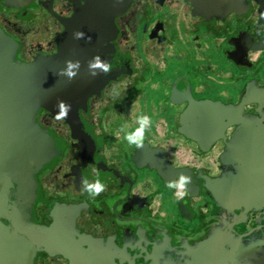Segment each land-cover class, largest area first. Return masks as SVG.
Wrapping results in <instances>:
<instances>
[{"label": "flooded vegetation", "instance_id": "flooded-vegetation-1", "mask_svg": "<svg viewBox=\"0 0 264 264\" xmlns=\"http://www.w3.org/2000/svg\"><path fill=\"white\" fill-rule=\"evenodd\" d=\"M87 1L17 7L0 0V31L16 45L13 60L53 55ZM105 1L99 10L106 7L109 27L104 34L100 12L98 38L124 56V71L87 96L76 131L43 108L33 115L62 144L34 173L33 219L49 232L34 236L33 264H264V202L235 209L211 189L236 124L200 144L206 135L180 117L198 100L240 104L264 134V0ZM170 91L176 103L168 102ZM140 115L151 126L138 148L124 136ZM181 173L192 182L177 199L166 185ZM84 178L99 179L105 190L89 196ZM259 178L264 183V165ZM7 224L4 212L0 264H18V230L11 246Z\"/></svg>", "mask_w": 264, "mask_h": 264}, {"label": "water", "instance_id": "water-1", "mask_svg": "<svg viewBox=\"0 0 264 264\" xmlns=\"http://www.w3.org/2000/svg\"><path fill=\"white\" fill-rule=\"evenodd\" d=\"M3 1L17 7L36 2ZM100 2L106 1H87L85 10L77 14L69 30L58 38L53 55L36 57L26 64L13 60L16 45L0 31V214L5 212L8 219L5 228L7 243L11 246L15 245L18 230V264H33L39 243L34 236L49 232L33 219L31 206L37 197L34 173L49 165L62 145L50 130L35 123L33 115L39 108L56 114L58 101H64L71 105L65 120L76 131L80 125L78 109L83 107L87 96L96 93L107 79L127 66L123 55L108 50L103 45L105 38H98V29L102 26L100 12L104 14V34L109 27L105 17L107 9L99 10ZM122 5L116 3L112 11L121 9ZM77 31L83 36H76ZM96 55L101 62L111 65L109 73H102L101 68L89 69L88 62ZM66 61L80 62L78 68H71L76 73L71 80L66 74H59L61 70H68ZM91 71L99 74L93 77ZM151 92L155 93V88ZM171 92L167 100L176 103ZM163 103L164 100L158 105L162 107ZM187 106L180 117L189 121L192 130L206 135L195 138L200 144L212 141L226 124H236L229 145L219 156L222 172L211 183L216 201L221 205L230 202L235 209L264 202V183L259 178L264 165L260 161L261 156L264 158V134L256 133L260 130V121L245 113L240 104L203 99Z\"/></svg>", "mask_w": 264, "mask_h": 264}, {"label": "clouds", "instance_id": "clouds-1", "mask_svg": "<svg viewBox=\"0 0 264 264\" xmlns=\"http://www.w3.org/2000/svg\"><path fill=\"white\" fill-rule=\"evenodd\" d=\"M76 36H83V33L80 31L74 32ZM100 56L96 55L93 57L92 60L88 62L89 69H95V68H101L103 70L102 73L107 74L109 73L111 69V65L108 62H101ZM94 61V62H93ZM68 63L69 68L68 70H61L60 75L66 74L68 79L71 80L76 76L75 72L71 71L72 67H79L80 62L79 61H66ZM91 76L95 77L99 73L95 71L90 72ZM59 109V111L55 114L56 119H66L69 111L71 110V105L67 104L64 101H58L56 105ZM138 127H136L131 132H126L124 139L128 142L130 145H135L136 147L140 148L144 146V137L146 131L151 126V118L147 115H140L137 117L136 120ZM123 131V129H122ZM192 182L191 176H189L186 173H181L178 177V179L167 182V188L169 189H175V197L177 199H183L185 195H187V186L189 183ZM81 191H86L89 196L96 197L100 195L105 190V185L99 180L96 179L94 182H90L87 178L81 179Z\"/></svg>", "mask_w": 264, "mask_h": 264}, {"label": "rangeland", "instance_id": "rangeland-1", "mask_svg": "<svg viewBox=\"0 0 264 264\" xmlns=\"http://www.w3.org/2000/svg\"><path fill=\"white\" fill-rule=\"evenodd\" d=\"M152 110H153V112L156 111L155 116H157V115L159 114L158 106H153V107H152Z\"/></svg>", "mask_w": 264, "mask_h": 264}]
</instances>
